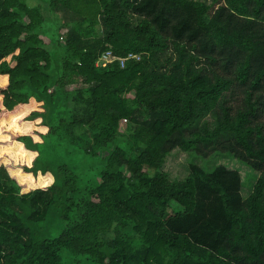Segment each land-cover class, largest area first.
<instances>
[{"label": "trees", "instance_id": "1", "mask_svg": "<svg viewBox=\"0 0 264 264\" xmlns=\"http://www.w3.org/2000/svg\"><path fill=\"white\" fill-rule=\"evenodd\" d=\"M56 134L94 182L34 169ZM0 264H264V0H0Z\"/></svg>", "mask_w": 264, "mask_h": 264}, {"label": "rangeland", "instance_id": "2", "mask_svg": "<svg viewBox=\"0 0 264 264\" xmlns=\"http://www.w3.org/2000/svg\"><path fill=\"white\" fill-rule=\"evenodd\" d=\"M127 126V121L121 120L120 131L125 132ZM81 143H84V141H81ZM81 143L72 142L59 134L45 136L42 142L34 144L38 152L34 169L48 168L57 176L59 168L66 166L75 172L80 179V183H83L87 179L94 182L100 173L110 146L107 145L101 151L93 154L86 152L84 150L85 145ZM221 155L220 153H216V156L212 155L204 158L195 154H188L186 151L176 147L167 154L162 169L167 172L170 179H180L188 173V164L190 161L198 162L206 168L221 163L227 167L240 170L243 178L242 194L245 195L257 174L241 161L231 158L229 155H225V157H221ZM212 157L213 159L209 160ZM189 158L192 160H189ZM207 162L208 165L206 164ZM48 222H51V225L46 228L45 235L49 237L57 236L61 230L60 225H58L55 218H51Z\"/></svg>", "mask_w": 264, "mask_h": 264}, {"label": "built area", "instance_id": "3", "mask_svg": "<svg viewBox=\"0 0 264 264\" xmlns=\"http://www.w3.org/2000/svg\"><path fill=\"white\" fill-rule=\"evenodd\" d=\"M114 58L118 59L120 65L123 66L126 59H129V58L138 59L139 55L134 52H128L124 56H118V55L113 54L111 49H106L105 51L101 53L100 57L98 58L96 62L101 63L102 65H105L107 62L113 60Z\"/></svg>", "mask_w": 264, "mask_h": 264}, {"label": "bare ground", "instance_id": "4", "mask_svg": "<svg viewBox=\"0 0 264 264\" xmlns=\"http://www.w3.org/2000/svg\"><path fill=\"white\" fill-rule=\"evenodd\" d=\"M40 225H42V224H40ZM39 226V225H38Z\"/></svg>", "mask_w": 264, "mask_h": 264}]
</instances>
